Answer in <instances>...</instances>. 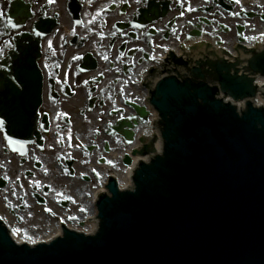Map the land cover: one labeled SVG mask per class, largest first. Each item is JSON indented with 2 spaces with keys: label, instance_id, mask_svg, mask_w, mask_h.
I'll return each mask as SVG.
<instances>
[{
  "label": "flooded vegetation",
  "instance_id": "af4514ba",
  "mask_svg": "<svg viewBox=\"0 0 264 264\" xmlns=\"http://www.w3.org/2000/svg\"><path fill=\"white\" fill-rule=\"evenodd\" d=\"M263 16L264 0H0V100L24 79L39 82L42 97L32 136L10 145L0 130V211L10 228L44 239L59 221L77 226L92 212L91 172L113 169L109 155L125 141L111 127L129 117L128 101L139 103L124 74L129 58L143 60L140 44L151 54L163 39L185 40L191 25L236 40Z\"/></svg>",
  "mask_w": 264,
  "mask_h": 264
},
{
  "label": "water",
  "instance_id": "95a60500",
  "mask_svg": "<svg viewBox=\"0 0 264 264\" xmlns=\"http://www.w3.org/2000/svg\"><path fill=\"white\" fill-rule=\"evenodd\" d=\"M205 64L219 89L175 79L158 87L152 104L165 123V153L137 172L134 192H114L101 208L97 238L0 248V264H264V118L250 105L239 118L214 99L244 100L256 89L237 64ZM248 64L264 75V53ZM191 77L205 80L197 68Z\"/></svg>",
  "mask_w": 264,
  "mask_h": 264
},
{
  "label": "rangeland",
  "instance_id": "374dc122",
  "mask_svg": "<svg viewBox=\"0 0 264 264\" xmlns=\"http://www.w3.org/2000/svg\"><path fill=\"white\" fill-rule=\"evenodd\" d=\"M262 24H258V25H250V26H247L248 28H251V31H249L247 34L243 32V35L245 37V40L247 42H252L254 43L255 42V38H258L257 41H260L262 40V38H264V26L261 27ZM212 30V27H209L207 29V31H211ZM232 36L231 37H226V36H221V38H224L226 39L227 41H230L228 45H232L235 41V38H234V32L231 34Z\"/></svg>",
  "mask_w": 264,
  "mask_h": 264
},
{
  "label": "bare ground",
  "instance_id": "6f19581e",
  "mask_svg": "<svg viewBox=\"0 0 264 264\" xmlns=\"http://www.w3.org/2000/svg\"><path fill=\"white\" fill-rule=\"evenodd\" d=\"M264 44H259L257 47H261V46H263ZM249 46H252V45H249ZM241 56H242V54H240ZM244 68V67H243ZM247 71V69H245L244 71H243V73L244 72H246ZM258 82H262V80H258ZM137 160H135L134 161V164H135V162H136ZM135 168V165H133V167H131L130 169H129V171H130V175H131V173H132V171H133V169ZM128 183H124V185H121V186H123L122 188H124V187H127V186H125V185H127ZM128 187H129V184H128Z\"/></svg>",
  "mask_w": 264,
  "mask_h": 264
},
{
  "label": "snow or ice",
  "instance_id": "6c2138e0",
  "mask_svg": "<svg viewBox=\"0 0 264 264\" xmlns=\"http://www.w3.org/2000/svg\"><path fill=\"white\" fill-rule=\"evenodd\" d=\"M237 2H239V0H237ZM13 27H15V25H13Z\"/></svg>",
  "mask_w": 264,
  "mask_h": 264
}]
</instances>
